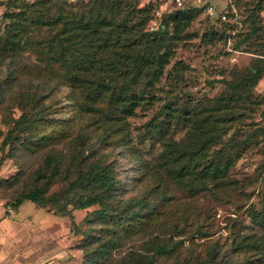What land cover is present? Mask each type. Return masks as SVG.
Here are the masks:
<instances>
[{"label":"rangeland","instance_id":"374dc122","mask_svg":"<svg viewBox=\"0 0 264 264\" xmlns=\"http://www.w3.org/2000/svg\"><path fill=\"white\" fill-rule=\"evenodd\" d=\"M38 1L0 0V36L5 31L6 22L2 17L6 13L17 12V5L32 6ZM51 1L53 5L60 2L71 10V6L89 0H78V3H74L77 0ZM138 2L139 7L149 4L158 7L148 26L151 31L157 30L163 15L174 12L168 0ZM232 2L237 13L234 21L227 17L226 21L214 26L209 19L199 16L186 29L183 36L187 39L176 43L171 64L158 84L155 104L143 111L138 109L139 117L128 120L129 137L125 144H117V134L106 122V114L115 118L118 113H110L108 102L103 100L86 114L79 106L84 104L87 89H74L63 76L62 66L51 68L40 63L29 45L23 51L0 53V264H125L131 253L144 251L147 240L155 236L169 237L175 225H179L180 232L171 242H177L179 249L172 258L166 257L159 264H199L200 257L208 253L212 254L209 259L214 264H249L254 260L251 253L238 249V243L240 240L260 242L264 234L253 219L254 212L261 208L264 193V76L246 93V101L236 113L238 120L230 125L229 133L223 137L224 151L233 150L240 157L223 178V190L218 191V197L209 192L191 197L171 184L167 190L172 200L163 216L166 219L161 218L157 223L148 221L138 235H129L117 245L110 243L101 233L104 227L93 215L99 207L73 211L77 224L88 220L81 225L80 233L74 234L70 231L69 218L58 217L51 210L38 208L31 202H25L18 210L11 205L20 192L40 184L36 173L43 170L48 155H67L74 148L83 146L88 149L86 156L90 161L118 166L121 184L111 202L112 209L121 202L146 197L155 182L152 166L164 150V143L183 140L190 128L186 123H175L168 127L163 139H150L147 136L148 122L162 121L165 116L161 113L162 107L167 103L178 107L192 101L197 108L210 99L230 94L231 88L226 83H238L246 70L255 66L256 60L264 55V41H259L264 39V0ZM233 22L234 27L229 30L227 26ZM253 26L257 27L258 33L241 45ZM33 28L26 34L25 43L47 36L44 28ZM170 32H173L172 28ZM212 32H216V36L213 37ZM176 63H180L183 71L176 74L177 78H169ZM46 75L49 78L43 81L41 76ZM136 90L143 91L142 85ZM36 91L42 93L38 112L48 114L49 110L56 108L54 118L65 120L71 127V135L54 138L49 128L27 132L3 153L2 141L14 121L22 115L24 98ZM28 111L30 117L34 111L30 108ZM79 134L83 135L82 139L76 140ZM2 159L5 160L3 164ZM60 188L61 184L56 185L53 191ZM160 197L161 193H158L152 196V201L158 205ZM177 203L189 210L188 217L179 214L177 207L170 208ZM142 212L150 213L146 209ZM198 227L204 233H196ZM234 237H239V241H232ZM86 252L90 257L88 263Z\"/></svg>","mask_w":264,"mask_h":264},{"label":"trees","instance_id":"16d2710c","mask_svg":"<svg viewBox=\"0 0 264 264\" xmlns=\"http://www.w3.org/2000/svg\"><path fill=\"white\" fill-rule=\"evenodd\" d=\"M227 5V17L234 21L237 13L232 8L233 2H227ZM156 8L153 4L139 7L138 0H89L71 6V10L60 2L53 5L51 0H39L32 6L17 5V12L6 13L2 17L6 26L0 36V53L5 55L23 51L29 45L40 63L51 68L62 66L63 76L72 83L74 89H87L84 104L79 106L86 114L103 100L108 102L110 113H118L115 118L112 114H106V122L117 134V144H125L129 137L128 120L139 117L138 109L143 111L155 104L158 84L162 82L166 67L171 64L176 43L187 39L183 36L186 29L199 16L206 17L214 26L222 21L205 15L201 9L174 8V12L163 15L157 30L151 31L148 26L154 20ZM234 24L227 26L229 30L233 29ZM255 26L240 42L241 45L258 33ZM31 27L34 30L44 28L47 36L25 43L24 39ZM170 28L173 29L172 33ZM216 34L212 32L213 37ZM259 41L264 39L260 38ZM262 56L256 60L255 66L246 70L238 83L221 81L231 88L230 94L210 99L197 108L192 101L178 107L167 103L162 107L161 113L165 115L163 120L156 124L154 121L147 123V136L158 140L167 135L170 125L186 123L190 126L183 140L164 143V150L152 166L155 182L147 195L149 199L147 196L138 200L130 199L112 209L111 202L121 184L118 166L115 163L90 161L86 156L88 149L83 146L81 149L74 148L67 155H48L43 170L36 173L40 184L20 192L12 202V207L18 210L25 202H31L38 208L51 210L58 217L70 219V231L74 234H79L81 225L88 220L77 224L73 211L99 207L93 215L104 227L101 233L108 237L110 243L117 245L129 235H138L148 221L157 223L161 218L164 220V211L172 200L167 190L171 184L191 197L203 192L218 197V191L223 190V178L240 157L233 150L224 151L223 137L229 133L230 125L238 120L236 113L246 101V93L256 87L264 76ZM182 71L180 63H176L168 77L177 78L176 74ZM48 78L47 75L41 76L43 81ZM141 85L143 91L137 92L136 89ZM173 86L177 87L176 82H173ZM74 93L72 91L73 96ZM41 100L42 93L39 91L24 98L22 115L14 121L2 141L3 153L6 147H11L15 140L27 132H41L49 128L54 138L71 135V127L67 122L54 118L56 108L49 110L48 114L38 112ZM28 108L34 111L30 117ZM94 121L100 123L99 120ZM82 136L79 134L76 140L82 139ZM219 145L221 148L218 149ZM4 161L2 159L1 164ZM60 184L61 188L53 191ZM158 193H161V197L157 205L152 201V196ZM260 204L261 208L254 212L253 219L264 231V193ZM134 206L138 208L134 210ZM175 207L179 214L189 216V210L183 204L170 206L171 209ZM145 209L150 213L142 212ZM179 232V225H175L169 237L155 236L147 240L144 251L131 253L129 262L125 264H159L166 257L172 258L179 244L171 241ZM196 233L204 232L198 227ZM238 238L234 237L232 241H239ZM260 239V242L240 240L238 243V249L254 257L249 264H264V234ZM211 255L204 254L199 264H214L209 259ZM89 259L86 252V263Z\"/></svg>","mask_w":264,"mask_h":264},{"label":"built area","instance_id":"2783aa9c","mask_svg":"<svg viewBox=\"0 0 264 264\" xmlns=\"http://www.w3.org/2000/svg\"><path fill=\"white\" fill-rule=\"evenodd\" d=\"M176 9H201L204 14L210 17L220 18L222 21L227 20L228 5L223 2L232 0H168Z\"/></svg>","mask_w":264,"mask_h":264}]
</instances>
